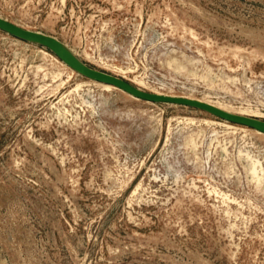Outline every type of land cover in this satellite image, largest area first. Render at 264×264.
<instances>
[{
    "label": "rangeland",
    "instance_id": "1",
    "mask_svg": "<svg viewBox=\"0 0 264 264\" xmlns=\"http://www.w3.org/2000/svg\"><path fill=\"white\" fill-rule=\"evenodd\" d=\"M0 16L143 90L264 120V0H0ZM0 264H264V135L104 88L0 29Z\"/></svg>",
    "mask_w": 264,
    "mask_h": 264
},
{
    "label": "water",
    "instance_id": "2",
    "mask_svg": "<svg viewBox=\"0 0 264 264\" xmlns=\"http://www.w3.org/2000/svg\"><path fill=\"white\" fill-rule=\"evenodd\" d=\"M0 29L21 40L49 49L77 74H80L90 80L113 85L131 96L145 101L173 103L197 108L225 121L244 125L264 134L263 119L231 112L198 98L143 90L122 77L90 66L84 62L67 44L53 35L25 28L3 17H0Z\"/></svg>",
    "mask_w": 264,
    "mask_h": 264
},
{
    "label": "bare ground",
    "instance_id": "3",
    "mask_svg": "<svg viewBox=\"0 0 264 264\" xmlns=\"http://www.w3.org/2000/svg\"><path fill=\"white\" fill-rule=\"evenodd\" d=\"M1 17V16H0ZM5 18V17H4ZM10 21V20H9ZM15 24H17V23H15ZM19 25V24H18ZM21 26V25H20ZM39 31V30H38ZM45 50V49H44ZM55 57V56H54ZM56 58V57H55ZM63 64H65L64 62H63ZM66 65V64H65ZM70 68V67H69ZM70 71L71 72H75L73 69H71L70 68ZM95 83H97V84H99V85H101L102 87H104V88H107V89H111V88H115V89H119V88H117V87H115V86H113V85H110V84H106V83H101V82H98V81H94ZM119 90H121V89H119ZM122 91V90H121ZM153 92H158V93H162V92H159V91H153ZM128 94V93H127ZM167 94V93H166ZM130 95V94H129ZM172 95H174V94H172ZM184 96V95H183ZM187 97H190V96H187ZM136 98V97H135ZM192 98H194V97H192ZM199 99V98H198ZM201 100H203V101H205V102H208V103H210V104H213V105H215V106H217V107H220V108H222V109H225V110H228V111H231V112H237V113H240V114H245V112H238V111H234V110H232V109H230V108H226L225 106H223V105H220V104H216V103H214V102H211V101H208V100H205V99H201ZM245 115H248V114H245ZM250 115V114H249ZM230 124V123H229ZM233 125V124H232ZM231 127V126H230ZM252 129V128H251ZM255 133H258V134H263V133H261L260 131H258V130H255V129H252ZM264 135V134H263Z\"/></svg>",
    "mask_w": 264,
    "mask_h": 264
}]
</instances>
